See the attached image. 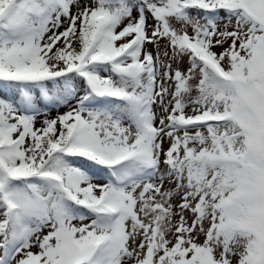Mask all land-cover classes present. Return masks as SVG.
Listing matches in <instances>:
<instances>
[{
	"label": "snow or ice",
	"instance_id": "6c2138e0",
	"mask_svg": "<svg viewBox=\"0 0 264 264\" xmlns=\"http://www.w3.org/2000/svg\"><path fill=\"white\" fill-rule=\"evenodd\" d=\"M0 264H264V0H0Z\"/></svg>",
	"mask_w": 264,
	"mask_h": 264
}]
</instances>
